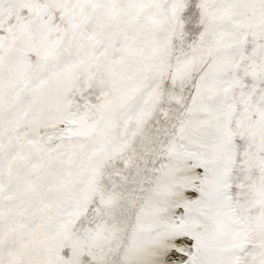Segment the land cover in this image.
<instances>
[{"label": "snow or ice", "instance_id": "6c2138e0", "mask_svg": "<svg viewBox=\"0 0 264 264\" xmlns=\"http://www.w3.org/2000/svg\"><path fill=\"white\" fill-rule=\"evenodd\" d=\"M0 264H264V0H0Z\"/></svg>", "mask_w": 264, "mask_h": 264}]
</instances>
